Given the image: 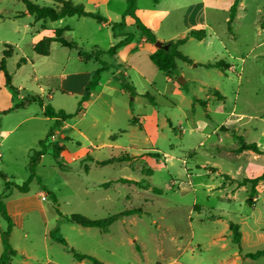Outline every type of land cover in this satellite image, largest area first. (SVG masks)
I'll return each instance as SVG.
<instances>
[{
	"label": "rangeland",
	"instance_id": "374dc122",
	"mask_svg": "<svg viewBox=\"0 0 264 264\" xmlns=\"http://www.w3.org/2000/svg\"><path fill=\"white\" fill-rule=\"evenodd\" d=\"M30 1L55 6L53 0ZM72 1L87 11H99L111 24L76 15L35 21L23 0H0V59L5 43L12 46L6 69L13 87L5 84L0 71V171L7 180L22 184L28 179L31 156L40 148V140L47 138L26 192L13 185L5 190L0 178V194H7L1 200L13 210L7 211L13 221L7 240L14 253L6 264H80L51 238L50 231L57 225L75 251L107 264H230L234 251L248 256L238 264H264V252L257 253L264 250V184L252 205L246 202L249 193L241 189L237 200L221 199L225 188L233 186L231 179L224 178L227 170L237 177L262 173L264 162L253 165L252 171L240 165V160L219 154L218 145H229L234 138L216 129L224 111H234L245 114L237 122L236 134L244 140L260 138L258 130L249 129L260 123L259 118L248 115H261L264 109V0H232L237 10L231 31L227 28L231 4L220 7L217 14L206 8L210 26L205 28V37H188L178 47L192 60H177L175 72L183 79L178 83L180 92L148 59L155 42L138 48L126 64L121 46L114 54L102 52L99 60H80L79 50H107L128 34L137 47L143 44L142 31L134 22L112 28L121 21L127 0ZM191 2L196 0H134V5L141 16L147 11L149 19L168 11L160 22L151 21L149 28L156 27L155 36L178 38L183 11ZM64 26L71 29L63 37L75 41L77 48L53 41L46 55L33 50L34 40ZM216 60L230 63L234 70L200 65ZM102 65L106 68L89 86L83 109L76 113L87 82ZM124 78L133 85L134 94L115 84ZM31 97L36 99L14 108ZM58 110L72 116L56 123ZM55 130L62 131L58 137L65 145L58 158L50 140ZM124 154L136 159L130 164L125 160L100 163ZM118 178L139 181L141 187L123 182L102 186ZM225 180V187H219ZM39 191L43 193L38 195ZM42 194H47L45 200ZM242 198L244 204L239 205ZM132 207L140 209L137 217L113 222L107 234L64 218L78 213L99 219ZM224 207L226 213L221 211ZM222 220L240 225L239 243L229 240L221 247L224 241H209L210 234L222 233ZM7 227L0 214V255L4 249L1 233ZM48 258L53 263H46ZM82 264L93 262L84 259Z\"/></svg>",
	"mask_w": 264,
	"mask_h": 264
},
{
	"label": "trees",
	"instance_id": "16d2710c",
	"mask_svg": "<svg viewBox=\"0 0 264 264\" xmlns=\"http://www.w3.org/2000/svg\"><path fill=\"white\" fill-rule=\"evenodd\" d=\"M23 1L25 2L27 12L33 16L35 21H38V20L44 21L47 19L48 20H57V19H60V18L66 17V16H73V15L81 16V15H83V16L92 17L93 19H95L99 23H107V17L104 16L103 14H101L99 11H87L84 9L83 4L75 3L72 0H53L55 3V6L38 5V4H36L30 0H23ZM127 2H128V5H127L125 12L134 18V21L137 24L138 28L145 35L146 40L154 43L156 40L154 34L152 33V31L148 27H146L139 20V18L135 14L134 0H127ZM236 7H237V2L234 1L229 8V17L227 19V23H228L227 28L229 31H231L230 23L232 22L235 14H236V10H237ZM116 25H121V26L124 25V16H122L121 21L113 23L112 28H114V26H116ZM67 29H69V28L68 27L54 28L52 30L51 35L43 36L34 43L33 50L38 54L46 55V54H48L49 46H50V43L52 41H56L60 45L68 47V48H77L78 46H77V43L75 41L68 40L65 37H63L62 34ZM188 37H194L196 39L201 40L205 37V29L203 27L191 28L186 32V35L184 37L164 42L166 47L165 46L159 47V48L155 47V49L148 54L149 60L156 66V68L158 70H161L162 72H164L168 76L172 75L177 69V60H182V61L189 62V63L192 62V60L188 56L181 53L180 50L178 49L179 45L183 44L185 42L186 38H188ZM131 38H132V35L128 34L123 39L119 40L117 43H115L114 45L109 47V49H107L105 52H108L110 54H114L118 47L128 43L131 40ZM11 52H12V46L10 44L5 43L2 58L0 59V71H2L4 74L5 84L10 86V87H13L12 82H11V75L6 69V58H8L11 55ZM101 52H104V51L99 50V49L95 51V54H94L95 60H99L98 55ZM78 55L82 58V60H88L93 56L91 53H88V52L83 53L80 50L78 51ZM200 65H202L204 67H220L222 69L229 67V65L222 60H217L214 62H206V63H202ZM105 68H106V66L102 65L100 68H97L94 71L91 79L87 82V84L85 86L86 92H85V95L82 96L81 99L79 100L76 113H79L82 111V109H83L82 104L87 99V96L89 95V91H88L89 86L99 80L100 72ZM121 83H122L124 90L128 91L130 94L135 93L133 85H131L125 78L121 80ZM35 99H36L35 97H31V99H29V100H25L21 103L15 104L14 108L18 107V106H22V105H24L25 102H28L30 100H35ZM47 108L49 110L50 109L53 110L50 105H47ZM56 115L58 116V118L56 119V123L61 121V120H65V119L72 116V114L66 113L63 110H58ZM131 123L132 124L135 123V120H132ZM51 132H52V130L50 129L47 136H49L51 134ZM234 137L239 142V146L237 147V149H235L236 151H240L243 149H251V150L256 151L258 153L261 152L258 149L255 142H245L241 136H237L235 134H234ZM46 139L47 138H45L44 140H40V142H39L40 148L36 149L34 151L33 155L31 156V161H30V166H29L30 175L25 182H23L22 184H16L14 182H11V181L7 180V175L0 171V178H2L5 181V190H8L11 185H13L18 190L23 191V192H26L28 190V183L30 182V180L33 177V165L39 160V158L44 153L46 146H47L45 143ZM63 150H65V146L63 144H58L55 142L52 143V152H53V155L55 158H58ZM130 158L131 157L129 155L124 154L122 157H114V158H111L108 160L100 161V163L105 164V163L111 162L112 160L122 161V160H129ZM261 179H264V174H261L257 177H254V178H248V179L242 180V182H250L251 183V189L249 191V197L246 199L247 204L252 205L253 195H254V185L257 183V181H259ZM112 182H123V183H130V184L141 186L140 182L132 180V179H127V178H118L116 180L107 181V182H104L102 184V186H108ZM152 190L155 192H161V190L157 187H153ZM5 195L6 194H0V214L4 219L7 220L8 227H7V232L1 233V238L3 241L4 249L0 255V264H6L7 260L9 259V254L14 253V250L10 247L8 240H7V236L9 234V231H10L11 227L13 226V221H12L11 215L7 212L5 204L1 200ZM51 195L53 196L52 198L55 201V195H53L52 193H51ZM139 213H140L139 208L132 207V208H126V209H124L118 213L112 214V215L107 216L105 218H99V219L89 218V217H86V216L78 214V213H71L68 215H64V218L66 220H68L69 222L77 224V225L82 226V227H95V228L101 229L102 231H107L109 229V226L111 225V223L114 220L119 219L125 215L139 214ZM229 227L233 233V236H232L233 241L238 243L239 238H240V233L238 231V225L233 223V222H230ZM50 236L52 239L63 244L72 253L73 257L76 260L88 259L91 262H93V264H107V263H103V262L99 261L94 256L75 251L74 248L69 246L68 243L66 242V240L59 234L58 225L56 227H54L53 230L50 231ZM263 252H264V250L257 251V253H259V254H261Z\"/></svg>",
	"mask_w": 264,
	"mask_h": 264
},
{
	"label": "crops",
	"instance_id": "0c3cea01",
	"mask_svg": "<svg viewBox=\"0 0 264 264\" xmlns=\"http://www.w3.org/2000/svg\"><path fill=\"white\" fill-rule=\"evenodd\" d=\"M231 1L232 0H224L223 2L220 1V3H219L218 0H196V2L189 3L188 5L185 6V10L183 11L182 18H181L182 25H183V29H182V32L178 36L184 37L186 35L187 30L190 29V28L203 27L205 29L206 27L210 26V24L208 22V18H207L206 8L207 7H211L213 9V12L215 14H217V11H218V9H220V7H224L226 9L231 4ZM97 2H99V1H95V3H97ZM167 12L168 11H162L160 14H154L153 19H149L148 18L147 11H145L144 16H141L140 15V9L138 7H135V14L139 17L140 21L146 27H148V28H149V25L151 24V21H154V19H155L156 21H159L160 22V19ZM160 15H162V16L160 18H158V16H160ZM81 16H83V15H81ZM122 16H124V25H123V27H125L128 22H130V23L131 22H134L135 23L134 19L132 17H130L129 14L126 13L125 11H124V14ZM45 21L46 20H44L43 22H45ZM101 24H111V22H109L108 21V18H107V23H101ZM64 27H68L69 28V29H67L65 31H68V30L71 29L69 26H64ZM114 27H116V26H114ZM52 30L50 31V33L44 34L43 36L51 35L52 34ZM152 33L155 36V34L157 33L156 27H153ZM115 34H117V32ZM141 34L142 35H141V38L140 39H141V43H143V44H139V46L134 47V46H132L133 43H132V40H131L128 43H126L123 46H121L122 47V50H124L123 51L124 52L123 63L126 64L127 62H129L130 59L132 58V56L137 52V49L140 48L142 45H147L149 47L151 46V43L146 40V37L143 34V32ZM43 36H41V37H43ZM181 37H178V38H181ZM155 38L156 39H159V41H161L163 43L166 42V41H169V40H175V39H177V38H173L172 35H170V36H155ZM37 40H34L33 43H35ZM181 45H179V47ZM154 49H155V46H153V48H151V47L149 48V52L147 53V57H148V54L151 51H153ZM96 50H98V49H96ZM96 50L90 52L93 55L90 59H95L94 58V54H95V51ZM99 50L106 51V50H103V49H99ZM79 58H80V60H82V58L80 56H79ZM90 59H88V60H90ZM82 61H84V60H82ZM225 63H227V62H225ZM227 64L229 65L228 69L231 68L232 70H234V68L232 67V65L230 63H227ZM177 76H178V73L177 72H174L172 75L168 76V79L171 80V81H173L175 83V85H176L175 91L176 92H180V89H178L179 88L178 87V82L176 80V77ZM115 84H117L120 89L124 90L121 82H117V83L115 82ZM124 91H126V90H124ZM217 93H218V96L219 97L223 96L218 91H217ZM201 103H203L205 105V102L202 101ZM259 112L261 113V115H258V114L255 115V116L248 115V118L249 119L250 118H254V119L259 118L260 123L259 124H251L249 126V129L250 130H258L259 131V137L260 138H252V140H244V141L245 142H255L256 145H257V147H258V149L261 151L260 153H258L256 151H253L251 149H243V150H240V151H236L235 150L239 146V142L234 137V134L237 135V136H241V135L236 134V132L239 131V128L237 127V122H238L239 118L242 117V116H244L245 114H243V113H236L234 111H224L223 118L219 121V123L216 126V129H218V130L222 129L223 132L232 134V136L234 138L233 142H231L229 145H218V146H220V148L218 149V153L219 154H222V155H230L234 159L240 160V162H239V163H241L240 165L245 164L247 166V168L250 166L251 169H252V171H253V167H252L253 165H258V163L264 162V109L262 111H259ZM61 121H62L61 123L64 122V120H61ZM61 123L59 125H61ZM242 132L245 134L246 133V129H243ZM59 133H62V131L61 130L60 131L55 130V132H54V134H52L53 136L51 137L50 140L52 142H55V143L63 144L64 145L63 140L58 137ZM130 157L131 158L129 160H125V163L126 164H130V162H132V161H134L136 159L135 156H130ZM248 171H250V170H248ZM261 174H264V172H262V173H259V172H250L249 174L247 173V175H243V176L237 177V176H235V174H233L232 172H230V171L227 170L223 174L224 175V178H226L227 180L228 179H231V181L233 183V186L231 188H229V189L225 188L226 195L222 196L223 198H221V199L225 200L226 202H229L231 200H237L236 199L237 198L236 197V192L239 189H241L243 192H245L246 194H248L249 191H250V189H251V183L250 182H242V180L243 179H248V178H254V177H257V176H259ZM231 181H227V182H231ZM225 182H226V180L225 181H222L221 183L219 182V187L224 188L225 187ZM113 183H115V182H113ZM262 184H264V179H261V180L257 181V183L254 185L253 201L256 200V198L259 195L260 191L261 190L263 191V189L260 188V185H262ZM132 185H134V184H132ZM135 186H139V185H135ZM105 187H107V186H105ZM140 187L141 186H139V188ZM185 187H186V189H191V186L188 185V184H186ZM39 193H43V191H39L38 192V195H39ZM46 197H47V194H46ZM26 198L27 197H24L22 199H26ZM243 199L244 198H242V199L239 200L240 201L239 202V205H241L242 203L244 204V200ZM5 206H6V204H5ZM7 208H8L7 211H9L10 213L13 212L10 204L7 205ZM224 209H227V208L224 207V208L221 209V211L223 213H226L224 211ZM11 210H12V212H11ZM137 215L138 214L125 215V216H122L119 219L114 220L113 222H115V221H121V222L123 221L124 222V220H126L127 217H132L133 218V217H137ZM130 221H132V220H130ZM214 221H216V220H214ZM222 221L224 222V227H225L223 229L222 233H219V234L212 233V234H210L211 238H210L209 241H211L212 243H215V244L218 241H220V240L221 241H224V243H221L220 245H221V247H225L227 241H229V240H232L233 241V239H232L233 233H232V231H231V229L229 227L230 222L229 221L227 222L226 220H222ZM233 223H235V222H233ZM235 224L238 225V231L240 233V238H239V241H238V243H239L240 240L242 239V235H241V232H240V228L241 227H240V225L238 223H235ZM109 228H110V226H109ZM99 230L103 234H107L109 232V229L107 231H102L101 229H99ZM243 257L244 258H248V256L246 254H244ZM243 257L241 255V251H234L232 253V255H231V258H229V262L228 263H230V264H238V261L241 258H243ZM83 260L84 259H82V260H80L78 262H80V264H82V261ZM46 263H53V261L48 258L46 260Z\"/></svg>",
	"mask_w": 264,
	"mask_h": 264
},
{
	"label": "water",
	"instance_id": "95a60500",
	"mask_svg": "<svg viewBox=\"0 0 264 264\" xmlns=\"http://www.w3.org/2000/svg\"><path fill=\"white\" fill-rule=\"evenodd\" d=\"M154 46L157 47V48L164 47V46L166 47V45L163 42H161V41H155ZM177 82L178 83H183V79H181V77L178 76L177 77Z\"/></svg>",
	"mask_w": 264,
	"mask_h": 264
},
{
	"label": "built area",
	"instance_id": "2783aa9c",
	"mask_svg": "<svg viewBox=\"0 0 264 264\" xmlns=\"http://www.w3.org/2000/svg\"><path fill=\"white\" fill-rule=\"evenodd\" d=\"M41 199H42V200L46 199V195L42 194V195H41Z\"/></svg>",
	"mask_w": 264,
	"mask_h": 264
}]
</instances>
